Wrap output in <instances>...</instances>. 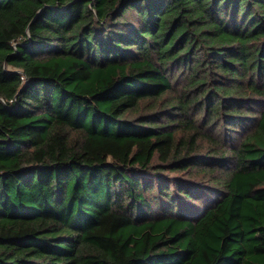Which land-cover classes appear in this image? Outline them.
Masks as SVG:
<instances>
[{
	"label": "trees",
	"instance_id": "obj_1",
	"mask_svg": "<svg viewBox=\"0 0 264 264\" xmlns=\"http://www.w3.org/2000/svg\"><path fill=\"white\" fill-rule=\"evenodd\" d=\"M0 264H264V0H0Z\"/></svg>",
	"mask_w": 264,
	"mask_h": 264
}]
</instances>
